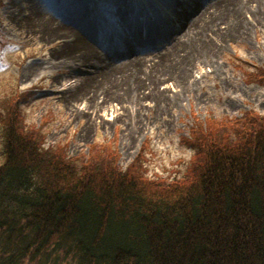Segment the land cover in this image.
Returning a JSON list of instances; mask_svg holds the SVG:
<instances>
[{"label": "rangeland", "instance_id": "374dc122", "mask_svg": "<svg viewBox=\"0 0 264 264\" xmlns=\"http://www.w3.org/2000/svg\"><path fill=\"white\" fill-rule=\"evenodd\" d=\"M64 26L85 46L72 49ZM259 67L264 0L0 4V100L30 94L25 122L69 156L111 145L125 168L146 145L152 178L184 175L195 115L225 126L264 116V81L249 78Z\"/></svg>", "mask_w": 264, "mask_h": 264}, {"label": "trees", "instance_id": "16d2710c", "mask_svg": "<svg viewBox=\"0 0 264 264\" xmlns=\"http://www.w3.org/2000/svg\"><path fill=\"white\" fill-rule=\"evenodd\" d=\"M22 97L0 100V264H264L263 115H195L184 175L152 178L146 145L125 168L115 146H46Z\"/></svg>", "mask_w": 264, "mask_h": 264}, {"label": "bare ground", "instance_id": "6f19581e", "mask_svg": "<svg viewBox=\"0 0 264 264\" xmlns=\"http://www.w3.org/2000/svg\"><path fill=\"white\" fill-rule=\"evenodd\" d=\"M62 28H63V32L70 34L71 44L69 46L72 47V49L78 47L79 45L84 44L83 38L79 37V35H73L72 33L73 31H71V28H67L65 26ZM141 32H142V28H141Z\"/></svg>", "mask_w": 264, "mask_h": 264}]
</instances>
